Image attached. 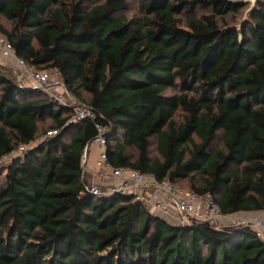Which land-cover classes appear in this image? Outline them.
<instances>
[{"label": "trees", "instance_id": "trees-1", "mask_svg": "<svg viewBox=\"0 0 264 264\" xmlns=\"http://www.w3.org/2000/svg\"><path fill=\"white\" fill-rule=\"evenodd\" d=\"M130 1L0 0V34L96 113L114 167L211 193L225 215L264 212V0L242 34L234 0H137L139 22ZM70 116L0 64V157L35 142L0 166V264H264L252 226L173 225L90 193L97 130Z\"/></svg>", "mask_w": 264, "mask_h": 264}, {"label": "built area", "instance_id": "built-area-1", "mask_svg": "<svg viewBox=\"0 0 264 264\" xmlns=\"http://www.w3.org/2000/svg\"><path fill=\"white\" fill-rule=\"evenodd\" d=\"M11 58L17 61L22 70L21 77L18 80L24 84L29 81L36 90L45 92L56 102L70 108L71 116L67 121L68 125L82 121H91L94 123L97 135L91 140L86 151L87 149L89 151L92 147L100 148L99 160L97 162V175L102 178L113 179L126 177L125 181L113 185L107 192H103L97 185L91 184L87 186L90 193L93 195L128 193L133 194L136 200L142 202L144 192H148L151 201H153V207L157 212L169 214L174 207L182 215L183 225L187 223H198L214 227L218 230H224L223 221L226 215L223 214L219 204L215 201L211 193L200 194L196 191L183 189L168 181H159L152 174H143L129 167H114L108 160L106 129L96 121V113L91 108L79 104L72 98L67 92L64 83L60 80L59 71L38 70L29 67L17 56L8 38L0 34V64L3 63L2 61ZM54 134H56L55 131H49L47 136H53ZM34 144L35 142L29 145H22L9 154L0 157V166L6 165L15 157L21 156ZM85 160L86 156L84 154V163ZM243 225L252 226L256 234L264 239L263 219L256 218L253 221L238 220L236 222V226L240 227Z\"/></svg>", "mask_w": 264, "mask_h": 264}, {"label": "crops", "instance_id": "crops-1", "mask_svg": "<svg viewBox=\"0 0 264 264\" xmlns=\"http://www.w3.org/2000/svg\"><path fill=\"white\" fill-rule=\"evenodd\" d=\"M2 62H3L2 65L10 69L11 72L17 76V78L21 77L20 75L22 74V70L16 60L11 58L4 60ZM30 84L31 83L29 81L26 82V85H30ZM87 154L88 155L84 163V182L86 186L94 184L97 185L99 188H101L103 192H107L109 191V188H111L113 185L125 181L126 177L113 179V178H102L99 175H97V171H98L97 162L99 160V155H100L99 147H93V149L90 148ZM143 195L144 198L142 203L150 213L156 216H160L161 218L165 219L166 221H168L170 224L173 225H179L180 223H182V215L179 214L174 207L171 209V212L169 214L157 212L153 207V201H151L149 193L144 192ZM256 218H260L264 220V212L262 211L239 212L231 215H226V218L223 221V228L224 230H228L229 228L231 229L235 227L236 222L238 220L253 221Z\"/></svg>", "mask_w": 264, "mask_h": 264}, {"label": "rangeland", "instance_id": "rangeland-1", "mask_svg": "<svg viewBox=\"0 0 264 264\" xmlns=\"http://www.w3.org/2000/svg\"><path fill=\"white\" fill-rule=\"evenodd\" d=\"M247 1H248L247 6L244 9L242 15L237 19V21H235L233 25L234 27L237 28V30L241 29L240 21L242 22L243 20L248 19L247 13L249 12V10L253 8L257 0H255V3H254V0H247ZM122 14L126 15L129 20H132L134 22H139L143 19V13L141 12L139 8V2L137 0H131L129 8ZM6 25H9V24L6 23ZM155 140L156 138H154L153 143H155ZM215 147H223L222 142H221V135H219L216 143L214 144L213 148ZM91 149H93V147ZM129 152L133 153L132 150H130ZM156 155H157V152L155 150V145H154V148L152 149V156L155 157ZM179 186L181 188L187 189V186H184L182 183ZM179 225H183V224L180 223Z\"/></svg>", "mask_w": 264, "mask_h": 264}, {"label": "water", "instance_id": "water-1", "mask_svg": "<svg viewBox=\"0 0 264 264\" xmlns=\"http://www.w3.org/2000/svg\"><path fill=\"white\" fill-rule=\"evenodd\" d=\"M234 1H237V2H239L240 4H247V0H234ZM258 1V0H257ZM257 3V2H256ZM256 7V4L253 6V8L251 9V10H249V11H252L254 8ZM247 21H249V18L248 19H245V20H243L242 22H241V29H240V34H242V31H243V26H244V24H245V22H247ZM230 29H237L236 27H230ZM28 87H31V88H34V89H36L33 85H27ZM73 98V97H72ZM88 153V149H87V151L85 152V156L87 157V154ZM131 196H134L133 194H130ZM158 217H160V216H158ZM237 227H239V226H235V227H233V228H229L230 230H234V229H237ZM228 229V230H229Z\"/></svg>", "mask_w": 264, "mask_h": 264}, {"label": "bare ground", "instance_id": "bare-ground-1", "mask_svg": "<svg viewBox=\"0 0 264 264\" xmlns=\"http://www.w3.org/2000/svg\"><path fill=\"white\" fill-rule=\"evenodd\" d=\"M254 3H255V0H254Z\"/></svg>", "mask_w": 264, "mask_h": 264}]
</instances>
